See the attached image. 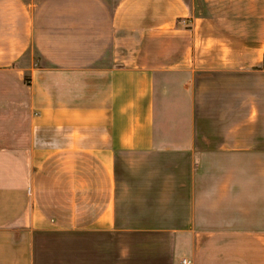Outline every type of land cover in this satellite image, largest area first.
Here are the masks:
<instances>
[{
    "label": "crops",
    "instance_id": "1",
    "mask_svg": "<svg viewBox=\"0 0 264 264\" xmlns=\"http://www.w3.org/2000/svg\"><path fill=\"white\" fill-rule=\"evenodd\" d=\"M264 264V0H0V264Z\"/></svg>",
    "mask_w": 264,
    "mask_h": 264
},
{
    "label": "built area",
    "instance_id": "2",
    "mask_svg": "<svg viewBox=\"0 0 264 264\" xmlns=\"http://www.w3.org/2000/svg\"><path fill=\"white\" fill-rule=\"evenodd\" d=\"M181 263H182V264H191V262H190L189 260H187V259H183V260L181 261Z\"/></svg>",
    "mask_w": 264,
    "mask_h": 264
}]
</instances>
